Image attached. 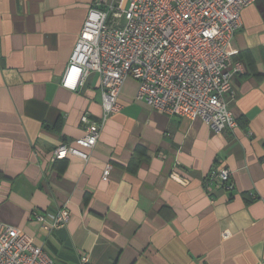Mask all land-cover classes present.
Instances as JSON below:
<instances>
[{"label":"crops","instance_id":"obj_1","mask_svg":"<svg viewBox=\"0 0 264 264\" xmlns=\"http://www.w3.org/2000/svg\"><path fill=\"white\" fill-rule=\"evenodd\" d=\"M113 0H0V224L28 233L58 264H259L264 259V0L241 10L228 46L242 71L214 132L136 99L127 77L87 160L54 149L102 116L99 78L62 74L88 8ZM110 162L107 180L104 165ZM215 164L232 189L205 183ZM69 211L46 229L33 212ZM87 258L81 261V256Z\"/></svg>","mask_w":264,"mask_h":264},{"label":"built area","instance_id":"obj_2","mask_svg":"<svg viewBox=\"0 0 264 264\" xmlns=\"http://www.w3.org/2000/svg\"><path fill=\"white\" fill-rule=\"evenodd\" d=\"M253 0H113L88 8L61 85L74 90L92 72L98 74L102 116L84 112V133L63 142L55 159L68 154L87 160L106 117L117 111L120 89L127 77L137 81L136 99L168 115L199 117L220 132L237 125L225 101L235 74L242 71L230 58L228 46L241 26V10ZM110 162L101 178L107 180ZM205 183L232 189L231 172L215 164ZM46 229L66 225L64 204L53 214L33 212ZM86 262V256H81ZM0 264H58L32 237L0 224ZM264 264V259L259 261Z\"/></svg>","mask_w":264,"mask_h":264}]
</instances>
